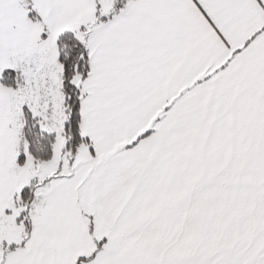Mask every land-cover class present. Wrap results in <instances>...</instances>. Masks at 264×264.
I'll use <instances>...</instances> for the list:
<instances>
[{"label":"snow or ice","instance_id":"snow-or-ice-1","mask_svg":"<svg viewBox=\"0 0 264 264\" xmlns=\"http://www.w3.org/2000/svg\"><path fill=\"white\" fill-rule=\"evenodd\" d=\"M0 264H264V0H0Z\"/></svg>","mask_w":264,"mask_h":264}]
</instances>
